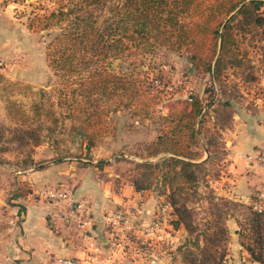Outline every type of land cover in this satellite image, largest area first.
<instances>
[{
  "label": "rangeland",
  "instance_id": "1",
  "mask_svg": "<svg viewBox=\"0 0 264 264\" xmlns=\"http://www.w3.org/2000/svg\"><path fill=\"white\" fill-rule=\"evenodd\" d=\"M76 1H1L9 9L0 18V222L11 224L12 208L44 200L56 212L58 234L76 239L82 231L57 215L69 207L68 202L50 200L49 192L68 190L72 203L83 202L90 213H94V202L104 199L114 203V195L120 194L141 198L144 213L133 221L138 226L136 239L124 237L120 248L114 244L102 251L104 256H113L111 264H152L153 254L157 264H200L202 254L193 242L199 240L204 245L206 223L214 222L217 216L229 231L222 243L226 252L222 264H264V198L259 199L264 188L249 200L237 196L228 175L223 135L235 117L245 113L241 110L253 103L251 94L264 96V7L257 11L251 6L225 29L227 41L214 65V76L198 70L185 50L160 47L155 55H149L132 80L140 88L151 87L161 93L151 96L138 91L137 95L124 94L110 101L106 105L107 123L91 146L77 133L81 121L78 111L70 102L61 104L56 91L61 78L49 63L47 52L60 26L40 32L28 26L29 18L67 10ZM122 1L108 0L93 8L100 25ZM121 64L118 60L113 68L119 71ZM132 68L123 64L125 72ZM193 94L204 104L202 142L210 149V157L196 170L197 180L188 182L177 173L180 167L176 171L163 161L169 154L152 153L159 136L170 126L164 120L171 114L167 103ZM144 102L148 103L145 108ZM194 148L204 155L200 161L209 156L199 145ZM173 197L179 207L187 208L185 221L191 225L190 231L183 224L175 226L174 211L169 223L150 240L152 244L141 246L140 238L148 236L145 225L153 220L159 203ZM256 202L263 207L262 229L258 227L261 223L254 221ZM130 204L108 212L131 209ZM52 218L47 215V220ZM15 220L19 222V218ZM160 233L163 239L158 237ZM167 233L180 235L181 241H167ZM249 246L254 257L247 250ZM236 249L239 255L234 253ZM218 252L215 248L211 254Z\"/></svg>",
  "mask_w": 264,
  "mask_h": 264
},
{
  "label": "trees",
  "instance_id": "2",
  "mask_svg": "<svg viewBox=\"0 0 264 264\" xmlns=\"http://www.w3.org/2000/svg\"><path fill=\"white\" fill-rule=\"evenodd\" d=\"M105 1L108 0H77L67 10L60 8L28 20L29 28L38 32L60 26L47 52L49 63L61 78L56 91L61 104L70 102L78 111L81 121L77 133L91 146L107 123L106 105L110 101L124 94L137 95L138 91L151 96L161 93L151 87L140 88L132 80L140 74L137 67L146 63L149 55H155L160 47L185 50L198 70L214 76V65L227 41L225 29L251 6L257 11L264 7V0H123L100 25L93 8ZM118 60L122 64L116 71L113 67ZM124 63L133 68L123 71ZM167 105L171 114L164 120L170 126L154 144L152 155L169 154L163 161L171 163L176 171L180 167L177 173L186 181L195 182L196 170L210 157V149L202 142L203 101L193 94ZM197 145L209 153L202 161L203 153L194 148ZM171 202L177 216L175 226L183 224L190 231L191 225L185 221L187 208L179 207L174 197ZM262 214L263 211L253 212L261 229ZM219 218L206 223L203 246L199 240L193 242L202 254L200 264H222L225 259L222 243L228 239L229 231ZM215 248L219 252L211 254ZM247 250L254 257L250 246Z\"/></svg>",
  "mask_w": 264,
  "mask_h": 264
},
{
  "label": "crops",
  "instance_id": "3",
  "mask_svg": "<svg viewBox=\"0 0 264 264\" xmlns=\"http://www.w3.org/2000/svg\"><path fill=\"white\" fill-rule=\"evenodd\" d=\"M1 1L0 18L9 9V6ZM250 99H253V103L241 110L245 113L238 114L232 127L223 130L228 150L230 181L234 183L233 188L237 196L248 200L258 196L264 188V170L255 159L260 147L264 145V96L251 94ZM57 169L56 167L54 170ZM42 201H27L23 206H16L9 210L13 215L11 224L0 222V264H62L58 261L59 258L74 259L79 264H90L86 260V241L82 236L64 239L58 234L60 231L57 227L60 222H54L56 212L51 205ZM135 201V197L128 198L117 194L114 195V203L111 201L109 204L104 199L98 204L94 202V213L89 210V216L96 222L86 226V231L97 240L103 252H106V246L111 247L114 242L105 219L108 211L124 204L133 205ZM49 214L53 215V218L47 220ZM15 217L19 218V222ZM158 237L164 238L161 233ZM166 237V240L173 244L181 241L180 235L167 233ZM234 253L239 255L238 249L234 250ZM154 255L151 256L154 257L151 263L157 264V256Z\"/></svg>",
  "mask_w": 264,
  "mask_h": 264
},
{
  "label": "built area",
  "instance_id": "4",
  "mask_svg": "<svg viewBox=\"0 0 264 264\" xmlns=\"http://www.w3.org/2000/svg\"><path fill=\"white\" fill-rule=\"evenodd\" d=\"M2 64L3 62L0 58V65ZM255 159L259 162L262 169L264 170V145L260 147L258 153L255 156ZM48 197L53 201L68 202L69 207H67L62 214L60 212L57 215H60L61 218H64L66 223H70L73 228L82 231V238L86 241L88 249L86 260L90 264H111V258L113 256H104L97 240H95V238L86 231V226L90 225V223L92 222L89 216V209H87L88 207L83 202H74L73 204L70 198L69 191L66 189H53L49 192ZM263 198L264 191L259 194V199L261 200ZM253 208L258 212L263 211L262 205L257 202L253 204ZM142 213H144L143 200L141 198H139V200L136 198V201L131 209H117L106 215L105 219L107 221L108 227L111 229V234L114 241L113 245L115 244L120 248L121 244L119 243V241L124 237H128L129 239L131 238L132 240L133 238H135L134 234L137 226L133 221H135L138 215ZM173 213L174 208L169 198H166L159 203L153 220L148 225H145V233L148 236L140 238L139 242L141 246L152 244L150 240H154L156 238V234L158 233V231L163 229V224L169 223L167 221L170 220ZM118 249H116L115 251H118ZM58 261L62 264H79V262H77L76 260L69 258H59Z\"/></svg>",
  "mask_w": 264,
  "mask_h": 264
}]
</instances>
